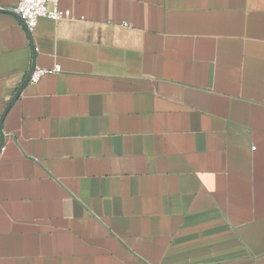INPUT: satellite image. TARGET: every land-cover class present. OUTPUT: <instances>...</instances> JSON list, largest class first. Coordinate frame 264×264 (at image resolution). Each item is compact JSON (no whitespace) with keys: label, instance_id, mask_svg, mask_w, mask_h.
Listing matches in <instances>:
<instances>
[{"label":"crops","instance_id":"0c3cea01","mask_svg":"<svg viewBox=\"0 0 264 264\" xmlns=\"http://www.w3.org/2000/svg\"><path fill=\"white\" fill-rule=\"evenodd\" d=\"M60 9L0 13V118L60 67L4 120L0 264H264V0Z\"/></svg>","mask_w":264,"mask_h":264},{"label":"built area","instance_id":"2783aa9c","mask_svg":"<svg viewBox=\"0 0 264 264\" xmlns=\"http://www.w3.org/2000/svg\"><path fill=\"white\" fill-rule=\"evenodd\" d=\"M14 12L20 16L26 28L31 31L37 27L41 19L57 22L66 18L60 9V0H20ZM59 72L60 67L53 70H35L29 83H38L43 76Z\"/></svg>","mask_w":264,"mask_h":264},{"label":"water","instance_id":"95a60500","mask_svg":"<svg viewBox=\"0 0 264 264\" xmlns=\"http://www.w3.org/2000/svg\"><path fill=\"white\" fill-rule=\"evenodd\" d=\"M0 13H13L16 14V16H18L20 18V16L13 12V11H7L5 9H0ZM32 47L34 49L33 43H32ZM36 70V65L35 63H33L32 68L28 74V76L26 77V79L22 82L21 86L19 87L18 91L15 93L14 97L12 98V100L9 102L8 106L6 107V109L4 110L1 118H0V135H1V143H0V153L5 145V133L3 131V126H4V120L7 116V114L9 113V111L12 109V107L14 106V104L17 102V100L19 99V97L21 96L23 90L25 89V87H27V85L29 84L31 77L33 75V73Z\"/></svg>","mask_w":264,"mask_h":264}]
</instances>
